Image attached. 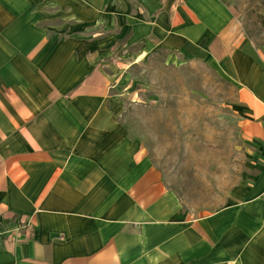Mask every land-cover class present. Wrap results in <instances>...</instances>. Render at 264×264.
<instances>
[{"label": "crops", "instance_id": "crops-1", "mask_svg": "<svg viewBox=\"0 0 264 264\" xmlns=\"http://www.w3.org/2000/svg\"><path fill=\"white\" fill-rule=\"evenodd\" d=\"M157 51L230 80L264 146V59L223 0H0V264H264V169L190 217L121 118L117 61Z\"/></svg>", "mask_w": 264, "mask_h": 264}, {"label": "rangeland", "instance_id": "rangeland-1", "mask_svg": "<svg viewBox=\"0 0 264 264\" xmlns=\"http://www.w3.org/2000/svg\"><path fill=\"white\" fill-rule=\"evenodd\" d=\"M240 34L264 59V0H223ZM131 48L122 47L125 54ZM121 118L190 217L233 200L238 183L264 169V146L242 130L237 87L213 65L153 52L117 61Z\"/></svg>", "mask_w": 264, "mask_h": 264}, {"label": "built area", "instance_id": "built-area-1", "mask_svg": "<svg viewBox=\"0 0 264 264\" xmlns=\"http://www.w3.org/2000/svg\"><path fill=\"white\" fill-rule=\"evenodd\" d=\"M19 224V223H18Z\"/></svg>", "mask_w": 264, "mask_h": 264}]
</instances>
